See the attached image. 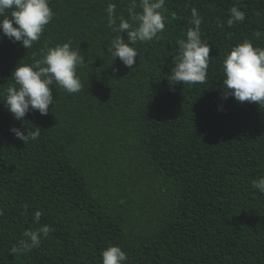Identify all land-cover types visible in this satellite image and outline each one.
Instances as JSON below:
<instances>
[{
	"label": "trees",
	"instance_id": "obj_1",
	"mask_svg": "<svg viewBox=\"0 0 264 264\" xmlns=\"http://www.w3.org/2000/svg\"><path fill=\"white\" fill-rule=\"evenodd\" d=\"M130 3L50 0L53 18L30 49L0 39V91L47 47L70 42L85 60L80 92L54 83L48 114H26L40 127L34 141L10 131L25 124L0 96V264H102L109 245L126 264H264V193L252 186L264 176V106L222 98L224 57L244 40L264 48V0H165L164 30L135 44L128 68L108 48L120 18L132 23ZM233 6L245 19L229 26ZM192 8L210 45L207 78L171 85ZM44 224L54 230L40 247L10 252Z\"/></svg>",
	"mask_w": 264,
	"mask_h": 264
},
{
	"label": "clouds",
	"instance_id": "obj_2",
	"mask_svg": "<svg viewBox=\"0 0 264 264\" xmlns=\"http://www.w3.org/2000/svg\"><path fill=\"white\" fill-rule=\"evenodd\" d=\"M49 3L50 0H0V39L6 36L13 42H20L25 49H30L53 18ZM136 5L137 0H131L128 11L132 23L121 17L119 25L113 27V31L120 35L111 40L108 48L113 59L118 57L128 68L136 63L138 52L135 44L158 38L165 28L161 11L165 8V0H139L140 12L135 11ZM115 9L113 3H109L106 8L110 27L116 25ZM229 13V26L245 19V13L236 6L231 7ZM190 24L186 38L177 40L179 52L167 75L171 85L202 84L207 78L210 45L201 38L202 18L196 8L191 9ZM125 31L126 38L121 35ZM84 63V56L79 49L72 48L70 42L47 47L42 59L32 64L21 60L16 65L11 74L14 83L0 91L3 103L14 119L24 124V118L30 111L38 110L41 115H46L54 99L51 87L54 83L70 94L81 91L82 83L77 69L83 67ZM223 85L226 89L223 99L232 96L239 103L264 106V48L254 47L250 40L233 47L223 59ZM10 131L24 144L40 136L38 126L30 130L25 124L24 130L12 127ZM252 186L264 193V176L255 179ZM41 215L40 211L35 212L36 222H39ZM53 230L48 224L34 230L26 229L23 233L26 239L20 240L19 247L13 246L10 252L14 255L19 251L40 247L42 239ZM101 256L102 264H126L127 261V254L118 245H109Z\"/></svg>",
	"mask_w": 264,
	"mask_h": 264
}]
</instances>
